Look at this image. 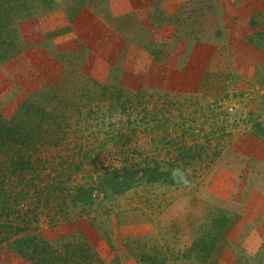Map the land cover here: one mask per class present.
<instances>
[{"label":"rangeland","instance_id":"obj_1","mask_svg":"<svg viewBox=\"0 0 264 264\" xmlns=\"http://www.w3.org/2000/svg\"><path fill=\"white\" fill-rule=\"evenodd\" d=\"M263 192L264 0H0V264H264Z\"/></svg>","mask_w":264,"mask_h":264},{"label":"trees","instance_id":"obj_2","mask_svg":"<svg viewBox=\"0 0 264 264\" xmlns=\"http://www.w3.org/2000/svg\"><path fill=\"white\" fill-rule=\"evenodd\" d=\"M145 178L147 181L150 182H166V183H177L180 181H184L185 178L181 176V173L179 171H159L157 169H145ZM87 190L85 188H80L77 192L78 197L80 198L82 203L90 202L89 194H87ZM4 224V222H0V225ZM89 250V249H88ZM93 256V254H91ZM86 258V257H85ZM89 264V263H88Z\"/></svg>","mask_w":264,"mask_h":264},{"label":"crops","instance_id":"obj_3","mask_svg":"<svg viewBox=\"0 0 264 264\" xmlns=\"http://www.w3.org/2000/svg\"><path fill=\"white\" fill-rule=\"evenodd\" d=\"M264 193V192H263ZM263 196H264V194H263ZM263 205H264V202H263ZM253 235V234H252Z\"/></svg>","mask_w":264,"mask_h":264}]
</instances>
